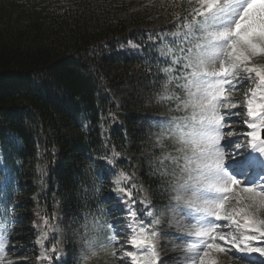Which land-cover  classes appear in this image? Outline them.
Listing matches in <instances>:
<instances>
[{
  "label": "trees",
  "instance_id": "1",
  "mask_svg": "<svg viewBox=\"0 0 264 264\" xmlns=\"http://www.w3.org/2000/svg\"><path fill=\"white\" fill-rule=\"evenodd\" d=\"M121 2L0 0V231L9 236L3 264H100L84 256L92 221L101 219L108 238L117 233L124 241L130 207L145 223L154 213L155 230L169 234L161 214L174 180L161 172L163 150L153 145L161 127L156 99L168 81L160 69L171 63L160 53L175 43L177 17L182 26L200 5L173 0L168 19L145 27L130 26ZM178 83L168 87L185 97ZM253 87L244 83L235 99L242 102ZM233 117L240 125L248 118ZM113 151L120 154L114 167L107 163ZM121 172L131 177L122 187L135 185V204L115 190Z\"/></svg>",
  "mask_w": 264,
  "mask_h": 264
},
{
  "label": "snow or ice",
  "instance_id": "2",
  "mask_svg": "<svg viewBox=\"0 0 264 264\" xmlns=\"http://www.w3.org/2000/svg\"><path fill=\"white\" fill-rule=\"evenodd\" d=\"M198 3L200 7L183 18L185 22L182 26L177 17L178 30L171 33L177 47L165 45L160 53L171 59L169 66L160 69L168 77L165 88L173 81H182L177 87L184 90L187 99L181 100L180 105L185 110L192 109L183 122L174 121L172 131L168 133L175 132L177 142L182 145L178 149L182 155L177 158V163L183 161L180 171L187 177L183 180L178 178L175 200L180 202L182 193L189 191L202 200V205L188 202L187 215L195 220L194 233L181 237L196 241L185 249L190 254L188 259L191 264H196L197 259L204 264L206 249L228 250L222 245L231 248L233 254L244 249L264 252L248 248L247 242L256 241V235H243L245 243L242 244L237 237L225 235L219 226L221 221H230L236 225L237 231L243 227L248 232L258 233L261 242H264V221L257 225L245 215L241 225L236 217L244 209L239 212L234 210L230 215L223 214L224 201L236 187H241L243 192L253 197H264V136L261 135L264 132V65L252 64L254 57L264 55V0H198ZM193 40L198 42L192 43ZM129 44L138 47L131 42ZM217 63L218 68L209 69V64ZM177 65L180 66L179 74L173 75ZM246 82L255 87L245 93L246 113L251 121H243L249 131L243 134L247 143H242L239 136L233 139L236 130L231 127V119L237 113L232 109L239 107V103H232L229 107L232 97L228 90H239ZM172 98L171 94L161 97L164 100ZM225 128L228 129L227 138ZM221 141L224 143L221 144ZM240 150H244L245 154L240 156ZM119 155L113 151V158L107 163L114 167L115 157ZM257 168L258 171H255ZM130 182L131 177L121 172L115 181V190L135 204L137 201L131 199L135 185L121 186ZM128 212L132 221L128 225L131 235L124 241L117 239V233L108 238L114 246L112 255L121 264L125 260H131L132 264H161L155 251L156 245L152 242V238L158 235L155 228L160 223L159 219L149 212L151 222L145 223L138 221L133 208L130 207ZM3 228L0 225V229ZM8 245L6 230L0 231V264L7 255ZM129 248L133 250L129 251ZM9 264H27V261H9Z\"/></svg>",
  "mask_w": 264,
  "mask_h": 264
},
{
  "label": "rangeland",
  "instance_id": "3",
  "mask_svg": "<svg viewBox=\"0 0 264 264\" xmlns=\"http://www.w3.org/2000/svg\"><path fill=\"white\" fill-rule=\"evenodd\" d=\"M25 1L28 0H18V2ZM38 1L50 4L53 7L67 6L69 3V0ZM172 1L173 0H122L120 8L123 10V15L127 16V21L130 23V26H154L164 22L165 19H168L172 15L167 12L168 6L172 3ZM6 14H13L12 8H10L9 12ZM196 42L198 41H192V43ZM252 64L264 65V55L254 57ZM218 66V63L216 65H208L209 69L218 68ZM228 92L232 97V100L229 102V107L232 103H239V107L232 111L237 114H242L243 121V116L245 114L247 115L246 104L244 105L245 107H241L240 103H245L246 98L241 102L238 99H234L233 96L236 94L232 89H229ZM168 94H171L173 98L170 100L161 99V97ZM257 94L260 93L258 92ZM176 97L179 96L174 93L172 88L168 87L162 95L157 97L156 100L158 101V105L156 107L157 114L161 116V129L154 134L153 145L163 149V153L159 159L162 163L160 166L161 172L165 176H169L173 179L175 184L173 186L172 199L167 208L161 214V216L166 219L164 221V226L167 228L169 234L164 235L156 230L158 235L152 238V242L156 245L155 251L160 257L161 264H191V261L188 259L190 254L186 253L185 249L190 243H195L196 241L194 238L192 240L181 238L194 233L193 226L195 224V220L190 219L187 215L189 210L187 204L188 202H191L193 205H202V200L197 199L193 195L192 191L182 193L183 199L180 202L175 200V196L177 195L176 187L178 178L183 180L187 179V177L180 171L183 161L180 160L179 163H177V158L182 155L178 149H180L182 145L177 142V134L175 132H172L171 135L168 133L172 131V124L174 121L183 122V118L192 112L191 108L185 110L183 106L180 105V101L187 99V97L185 99H181L180 97L179 99H176ZM178 105H180L179 108ZM221 110H224L223 106ZM248 119L251 121V118L248 117ZM237 122V120H231V127L236 130L233 139H235L236 136H239V142L247 143V139L243 134L249 131V129L244 124L240 125V123ZM224 135L227 138V128L224 130ZM223 143L224 141H221V144ZM234 148L235 144L232 145V149ZM243 151L244 150H240V156H242ZM235 158L239 159V156H236ZM224 203L225 209L223 214L225 215L232 214L234 210L239 212L240 209H244V212L241 213L240 216L236 217L241 225H243L242 217L245 215L256 221L257 225H259V222L264 221V197H253L251 194L243 192L241 187H236L234 191L228 193V199L224 201ZM97 219L92 221L88 230V241L84 256L87 257L88 260L95 263L121 264V262L116 259V256L112 255L114 246L110 243L107 235L104 233L105 231L103 229L102 220ZM219 226L220 230L223 231L225 235L237 237L242 244L245 243L242 241L243 235L259 236L258 233L245 231L243 227L237 231L236 225L230 221H221L219 222ZM258 238V240H261L260 236ZM215 243H219V241H215ZM247 243L248 248L253 249L262 250V246H264V242L258 243V246H254V241ZM222 246L228 250L220 251L216 248L206 249L207 255L204 256V264H213V262L214 264H264L262 251L257 252L244 249L233 254V251L227 245ZM115 248H119V245L115 246ZM124 264H132V262L131 260H125ZM196 264H200L199 259L196 260Z\"/></svg>",
  "mask_w": 264,
  "mask_h": 264
}]
</instances>
